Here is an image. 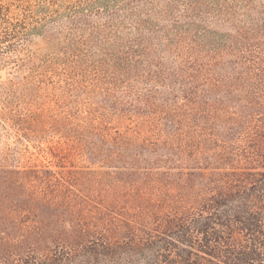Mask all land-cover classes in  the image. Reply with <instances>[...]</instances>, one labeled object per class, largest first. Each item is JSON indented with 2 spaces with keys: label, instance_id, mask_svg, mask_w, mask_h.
<instances>
[{
  "label": "trees",
  "instance_id": "1",
  "mask_svg": "<svg viewBox=\"0 0 264 264\" xmlns=\"http://www.w3.org/2000/svg\"><path fill=\"white\" fill-rule=\"evenodd\" d=\"M0 264H264V0H0Z\"/></svg>",
  "mask_w": 264,
  "mask_h": 264
},
{
  "label": "rangeland",
  "instance_id": "2",
  "mask_svg": "<svg viewBox=\"0 0 264 264\" xmlns=\"http://www.w3.org/2000/svg\"><path fill=\"white\" fill-rule=\"evenodd\" d=\"M18 78H19V73L9 74L6 68L0 69V92H2L5 89V87H7L9 79L11 81H14V80H18Z\"/></svg>",
  "mask_w": 264,
  "mask_h": 264
}]
</instances>
